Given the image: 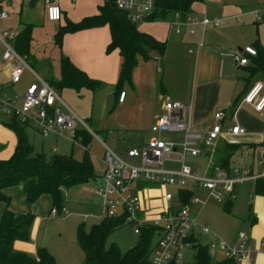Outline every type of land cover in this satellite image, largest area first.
<instances>
[{
    "label": "built area",
    "instance_id": "obj_1",
    "mask_svg": "<svg viewBox=\"0 0 264 264\" xmlns=\"http://www.w3.org/2000/svg\"><path fill=\"white\" fill-rule=\"evenodd\" d=\"M27 2H42L45 18L48 22L59 23L63 13L58 0H25ZM74 3L79 0H69ZM104 2V0H99ZM158 0H116L119 10L126 12L132 23H142L154 10ZM10 2L0 0V20H6L8 13L3 6L9 7ZM177 19L181 15L175 13ZM256 19L260 14L256 13ZM186 23L207 26H218L220 21L206 17L187 18ZM17 33L0 34V44L4 51L3 61L14 64L10 74L11 86L21 82L25 71L30 72L32 82L28 83L20 97L15 92L0 88V108L10 114L20 125L31 128L43 138L51 135L65 137L71 142H79L78 130L89 132L86 124L64 103L57 91L45 80L35 74L28 66L25 58L14 49ZM235 55L234 60L240 66H246L248 57L256 56V50L246 46ZM125 92L118 95V102L122 103ZM241 104L251 107L255 112L264 111V84L254 83L241 99ZM225 118L222 111L214 115L216 124L205 132H198L190 127L187 108L175 101H166L163 111L158 115L150 128L152 136L140 146L130 147L123 157L114 150L103 145V156L95 164V181L101 185L91 188L97 197L100 213L83 215V220L89 218L116 219L122 224L132 227L133 233L139 235L144 228H154L155 235L149 255V264H186L183 251L192 248L190 239H198L199 235H209L211 240L207 247L209 257L213 260L216 253L224 254L223 259L233 263L252 264L253 249L244 233H239L237 242L230 244L213 234L209 227L197 222L190 213L191 205H204L198 198H190L188 204H182V191L194 188L207 191L211 200L218 203L232 201L236 197V187L255 179L249 171L229 174L212 160L217 142L223 129L220 122ZM180 134V141H167L163 134ZM231 135H243L245 130L240 126H233L228 130ZM211 152V153H210ZM206 158V167L192 169L186 164V158ZM95 158V157H93ZM175 165L166 168L165 164ZM147 183L150 186H166L173 189V193L166 192L158 205H153L150 198H146L147 187L137 188V183ZM143 195V196H142ZM51 213L55 216L56 210ZM69 213H62L59 217L65 220ZM203 245V244H202Z\"/></svg>",
    "mask_w": 264,
    "mask_h": 264
},
{
    "label": "crops",
    "instance_id": "obj_2",
    "mask_svg": "<svg viewBox=\"0 0 264 264\" xmlns=\"http://www.w3.org/2000/svg\"><path fill=\"white\" fill-rule=\"evenodd\" d=\"M235 1L206 0L204 5L199 6L194 3L190 9L193 11L189 10L181 19H177L173 13L165 21H144L141 25L136 26L139 31L152 36L157 41L165 42L166 49L162 57L157 52L148 50L149 60L138 59L132 74L131 95L134 100L141 102L143 100L141 88L144 83H150L151 87L155 83H160L159 92L164 97V101L183 104L188 110L190 127L202 133L209 131L217 123L214 119L217 112L225 113V118L220 122L223 134L217 142L216 150L212 153V160L215 165L229 174L249 171L255 179L236 187L234 200L224 203L225 205L230 202V211H224L223 207L216 209L214 225L211 221L200 222L196 215L193 216L196 217L199 224L208 226L213 234L230 244H235L239 233H244L253 249L252 264H264V193L255 192L257 188H262L261 183L257 185V180L264 183V111L257 113L251 107L241 104L243 95L254 83L262 82L264 84V82L258 74L251 75L248 71L247 67L250 65L251 57L246 56L248 60L246 66H240L234 60L235 55H241L240 51L244 47L254 48L255 41L252 44L248 42L251 40L244 33L247 31L248 34L250 29L248 26L251 21L255 23L253 13L264 12V0H259L255 4L261 5V10L259 7L247 10L248 6ZM21 2L20 5H23L24 0ZM26 4L30 7L35 6V2L26 1ZM99 5H96V9L90 7L88 10L80 12L75 16L76 20L73 23L97 14ZM42 10L45 18L44 6ZM62 13L63 18L67 21L66 12L62 11ZM201 17L218 20L220 24L218 26H201L186 23L187 18ZM25 24L33 25V22L29 20ZM243 35L246 37L244 39L247 44L241 48L242 43H245ZM224 41L228 43V46ZM109 42V29L107 26H103L66 33L62 36L60 47L72 64L89 78L115 85L118 80L121 57L118 50L106 53ZM235 47L237 50H234ZM2 54L0 57V61H2L0 62V88L12 90L18 86L10 84V74L14 64L12 61H3ZM82 91L86 90L83 89L76 93L71 89H63L61 93L70 104L78 107L74 94H80ZM121 91L125 92L122 89ZM127 97L125 92L124 101L119 103L117 95L116 109L124 108ZM238 101V105L232 112L231 107ZM163 103L159 108L158 115L163 111ZM158 115L153 116L152 123ZM235 125L243 128L245 134L231 135L228 133V130ZM32 132L34 135L41 136L33 130ZM227 144L232 147L228 148ZM42 149H44L43 145ZM52 153L65 155L63 152H58L56 148ZM202 158L206 160L205 157ZM83 189L91 192L89 187H83ZM195 190L198 188L188 191L193 196ZM210 200L208 196L207 201H203L205 204L201 206H205ZM153 203L158 205L160 202L154 199ZM34 204L32 205L34 206ZM201 237H205L207 242L211 240L209 235H199V241ZM14 246L17 251L35 254V247H30L29 250L25 245L17 242ZM46 247L48 248L47 244ZM222 260L227 259L222 258L219 261Z\"/></svg>",
    "mask_w": 264,
    "mask_h": 264
},
{
    "label": "rangeland",
    "instance_id": "obj_3",
    "mask_svg": "<svg viewBox=\"0 0 264 264\" xmlns=\"http://www.w3.org/2000/svg\"><path fill=\"white\" fill-rule=\"evenodd\" d=\"M10 7L3 6L7 11L8 18L0 20V34L17 33L21 30L23 24L31 20L32 25V47L30 56L26 60L29 68L40 78L47 82H55L59 79V60L61 56H65L61 47L55 43V33L60 26L66 23L65 18L59 23H51L43 17V4L35 2L34 7H30L24 0L23 5L21 0H8ZM259 0H236L244 6H248L247 10H253L261 5H255ZM5 0H2V4ZM206 0L198 1L196 6L204 5ZM101 2L99 0H83L70 2L68 0H59V6L62 11L66 12L68 21L73 22L75 16L80 12L88 10L90 7H95ZM80 8V10H79ZM191 9V8H190ZM193 10H190V12ZM260 19H256V14L253 13L254 22L249 24L248 34L251 44L258 41L259 45L264 48V12L259 11ZM189 16V15H188ZM191 16V14H190ZM193 16V15H192ZM142 23H135L136 26ZM246 38L243 35V39ZM225 42V41H224ZM245 42V39H244ZM226 46L228 43L225 42ZM245 43L240 46L243 48ZM234 50H237L235 47ZM2 46L0 44V57L2 54ZM2 62V61H0ZM264 82V76H259ZM32 82L30 72L25 71L20 84L14 89H8L9 93L15 92L18 96L23 95L24 87ZM147 85V87H146ZM132 84L125 83L122 86L128 97L124 108L116 109L115 85L103 83L102 87L95 91H82L80 94H74L77 101L76 105L70 104L62 95L61 91L55 89L64 103L86 124L89 128L90 143L85 148L80 142H71L65 137H56L54 135L48 138H42L39 135H34L31 128L24 127V132L32 145L35 154H43L46 157L52 156L53 149L58 152H63L65 155H72L74 158L80 159L85 151H87L92 161L103 167L101 160L103 156V145L114 150L119 156L123 157L126 151L132 146H140L146 143L152 136L150 128L152 126L153 116L159 114V108L164 97L160 94V83H155L150 86V83H144L141 88L140 102L134 100L132 93ZM160 96V97H159ZM164 104V103H163ZM82 112V113H81ZM87 114V115H86ZM13 121V117L0 108V159L6 160L11 157L16 146V137L13 131L8 127ZM162 138L167 141H180V134L166 133ZM78 139V138H77ZM50 144V145H49ZM42 145L44 149H42ZM216 150V149H215ZM214 150V151H215ZM211 153V152H210ZM95 157V158H93ZM193 170L199 168L204 170L206 160L202 157L189 158L185 160ZM166 168H175V165L165 164ZM101 185L100 181L90 183L87 187L97 188ZM147 187L144 196L151 200L160 202L166 192L173 193V189L166 186H150L147 183L138 182L137 188L142 189ZM9 202H0V220L4 212L8 211L15 216L32 215L33 220L30 226L29 237L27 241L17 240L13 243L15 252L25 253L31 257H36L39 249H45L53 256L57 264H81L84 259V254L77 242L76 230L78 224L84 220L83 215H94L100 213L97 205V197L94 193L84 190L82 186H76L64 192L63 210L55 216L51 213V199L48 195H41L34 206L26 200V195L21 186H11L3 190ZM143 196V195H142ZM193 198H198L201 201H207L208 193L203 189H198L193 192ZM154 204V203H153ZM224 203L208 201L205 206L191 205L190 213L196 215L198 221L209 222L215 224L216 209H222ZM155 206V204H154ZM69 213V216L62 220L59 215ZM97 220L89 218L85 220V227L88 229L91 224ZM212 228V227H211ZM22 243L29 250L30 247H35V254H30L25 251L15 250V243ZM201 243H206L205 237L200 238ZM115 244L118 249L124 253L134 248L138 243V236L133 233V229L128 224H122L117 227L107 238V244ZM46 244L48 248L46 247ZM194 250L192 248L183 251V260L187 264L193 262ZM224 254L218 252L214 255L213 261H219Z\"/></svg>",
    "mask_w": 264,
    "mask_h": 264
},
{
    "label": "trees",
    "instance_id": "obj_4",
    "mask_svg": "<svg viewBox=\"0 0 264 264\" xmlns=\"http://www.w3.org/2000/svg\"><path fill=\"white\" fill-rule=\"evenodd\" d=\"M198 1L158 0L154 10L146 17L145 21H165L173 13L184 16ZM103 26H107L110 33V42L106 47V53L118 50L121 57L118 80L115 84V94L119 95L125 83L132 84V74L138 59L149 60L148 50L155 51L162 57L166 44L139 31L136 25L128 19L126 12L117 8L116 0H104L97 7V14L85 17L79 22L73 23L67 20L65 25L56 31L55 43L60 48L64 34ZM32 41V25L23 24L14 42V49L25 60L30 56ZM253 46L256 56L250 58L248 71L251 75L264 76V48L258 44V41H255ZM59 72L60 77L57 81L48 82L59 91L71 89L79 93L85 89L93 92L103 85L100 81L89 78L66 56L60 57ZM238 103L239 101L231 107L232 112ZM8 127L16 137V146L9 159H0V202H9V198L3 193L4 189L21 186L29 203H36L41 195L46 194L51 199V211L56 210L57 213H60L65 203V191L76 186L87 187L90 183L95 182V164L87 151L80 159L74 158L72 155L57 153L50 157L35 154L24 132L25 126L13 119ZM77 136L80 144L87 148L90 143V134L84 130H78ZM227 147L230 148L232 145L227 144ZM225 161L227 160L225 159ZM260 183L262 188H257L255 192L263 194L264 183L257 180V185ZM180 193L182 204H188L192 193L190 191ZM223 210L230 211V202L223 206ZM32 220V215L15 216L8 211L4 212L0 220V264H57L53 256L45 249H39L36 257L13 250L15 241L28 240ZM120 225L122 223L119 220L107 218L91 224L88 229H86L85 223L78 224L77 242L84 254L81 264H149L155 229H142L138 235L137 245L122 253L115 244H107L109 235ZM190 241L195 254L193 262L189 264H233L230 260L212 261L206 246L202 245L198 239L191 238Z\"/></svg>",
    "mask_w": 264,
    "mask_h": 264
}]
</instances>
